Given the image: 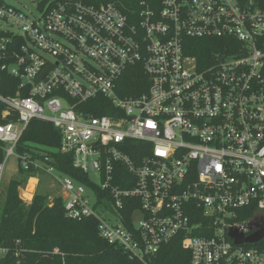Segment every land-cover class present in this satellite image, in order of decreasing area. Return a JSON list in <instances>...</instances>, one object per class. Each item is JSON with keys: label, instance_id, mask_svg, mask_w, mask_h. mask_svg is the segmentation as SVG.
<instances>
[{"label": "built area", "instance_id": "obj_1", "mask_svg": "<svg viewBox=\"0 0 264 264\" xmlns=\"http://www.w3.org/2000/svg\"><path fill=\"white\" fill-rule=\"evenodd\" d=\"M194 39L218 46L198 60ZM137 67L146 89L120 94ZM1 72L16 80L1 117L17 120L0 123V190L13 155L26 172H59L64 216L94 218L130 259L151 264L183 234L190 264H264V0H141L129 13L102 0H0ZM33 119L54 125L53 152L88 182L47 164L48 148L17 152ZM231 232L262 235L235 243ZM8 252L0 245V263Z\"/></svg>", "mask_w": 264, "mask_h": 264}, {"label": "trees", "instance_id": "obj_2", "mask_svg": "<svg viewBox=\"0 0 264 264\" xmlns=\"http://www.w3.org/2000/svg\"><path fill=\"white\" fill-rule=\"evenodd\" d=\"M115 3L123 12L129 13L138 8L141 0H102ZM155 1L159 0H146ZM192 53L199 59L210 57L218 46L212 40H193ZM143 80L145 89L147 79L140 67L130 69L122 79L120 94L135 92L133 87ZM16 80L4 72L0 73V93L13 96L16 93ZM144 89V88H143ZM4 105L0 102V123L16 121L17 114L1 117ZM104 110L95 115L105 114ZM59 131L50 122L31 120L24 129L17 145L18 153L27 152L32 158H43L35 153L37 146L49 149L50 160L58 171L88 182L87 177L72 166L71 156L53 152L59 147ZM5 155L4 144L0 142V162ZM23 176L20 179L4 181L1 187L3 197L0 202V245L9 252L0 264H143L130 259L120 248L109 245L98 236L97 221L87 218L75 221L64 216L62 199L59 196L47 201V194L36 192L31 201L24 203L19 196L20 187L25 184L32 172L19 168ZM27 196V193H25ZM183 234L164 244L151 264H190V253L182 247ZM14 252H18L14 255Z\"/></svg>", "mask_w": 264, "mask_h": 264}, {"label": "rangeland", "instance_id": "obj_3", "mask_svg": "<svg viewBox=\"0 0 264 264\" xmlns=\"http://www.w3.org/2000/svg\"><path fill=\"white\" fill-rule=\"evenodd\" d=\"M22 176L23 174H21L20 169L17 167L16 158L13 155L9 156L6 161L5 171L3 175V182L11 178L20 179ZM32 176L36 178L35 186L37 188V192H42V193L46 192L47 197L60 193V185H59L58 180L55 178V176H60V173L57 172L56 170H54L51 174L46 173V172H40L38 174H33ZM35 181L30 183L31 189L33 188ZM20 189H23V185L20 187ZM86 192L88 193V196L92 200L91 191L86 190ZM19 196L21 197L24 203H28L31 201V200L27 201L25 197H22L21 192ZM2 197H3V193H2V190H0V202L2 200ZM46 202H50V198H47Z\"/></svg>", "mask_w": 264, "mask_h": 264}, {"label": "crops", "instance_id": "obj_4", "mask_svg": "<svg viewBox=\"0 0 264 264\" xmlns=\"http://www.w3.org/2000/svg\"><path fill=\"white\" fill-rule=\"evenodd\" d=\"M35 180H36V178H34V176H29L28 179L26 180L25 184H23V189L21 190V195H22V197H25V199L27 201L31 200L33 195L37 192V188L35 186V184H36ZM33 181H35V183L33 185V188L31 189L30 183H32ZM25 193H27V196L25 195ZM44 194H46V192ZM58 194L52 195L50 197L48 196L47 198H50V200H51L54 196H57Z\"/></svg>", "mask_w": 264, "mask_h": 264}, {"label": "water", "instance_id": "obj_5", "mask_svg": "<svg viewBox=\"0 0 264 264\" xmlns=\"http://www.w3.org/2000/svg\"><path fill=\"white\" fill-rule=\"evenodd\" d=\"M48 69H50V67H48L38 79H40L44 75V73L46 71H48ZM261 235H262V232H257V233H254V234H251L249 236L244 237L242 235H237L234 232H231V236H233L235 238V243H242L245 241L246 242H253V241L259 239L261 237Z\"/></svg>", "mask_w": 264, "mask_h": 264}]
</instances>
